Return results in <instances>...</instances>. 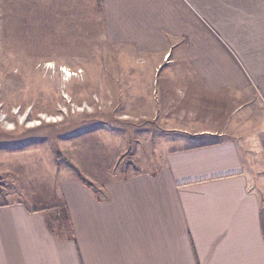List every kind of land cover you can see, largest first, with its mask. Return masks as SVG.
I'll return each instance as SVG.
<instances>
[{"label":"crops","instance_id":"crops-1","mask_svg":"<svg viewBox=\"0 0 264 264\" xmlns=\"http://www.w3.org/2000/svg\"><path fill=\"white\" fill-rule=\"evenodd\" d=\"M84 2L144 155L128 148L110 172L85 153L54 192L5 196L0 264H264V0ZM172 90L190 123L170 117L182 112L164 100Z\"/></svg>","mask_w":264,"mask_h":264},{"label":"rangeland","instance_id":"rangeland-1","mask_svg":"<svg viewBox=\"0 0 264 264\" xmlns=\"http://www.w3.org/2000/svg\"><path fill=\"white\" fill-rule=\"evenodd\" d=\"M40 1L43 8L33 11ZM45 1L12 0L15 7L6 16L8 0H0L1 201L5 196L11 201L19 195L33 199L54 192L56 177L72 172L69 165L75 152L74 158L101 153L110 161V172L126 166L122 159L128 148L135 162L144 155L133 152L137 125L127 114L130 105L117 107L118 90L104 81L116 68L99 66L100 12L95 7L90 12V3L84 0L77 5L57 0L55 12ZM18 5L22 9L15 17ZM176 66H166L160 75L177 74ZM170 95L164 100L182 111L171 118L186 123L195 119L182 110L178 90Z\"/></svg>","mask_w":264,"mask_h":264},{"label":"built area","instance_id":"built-area-1","mask_svg":"<svg viewBox=\"0 0 264 264\" xmlns=\"http://www.w3.org/2000/svg\"><path fill=\"white\" fill-rule=\"evenodd\" d=\"M168 54H169V53H168ZM169 56H170V54L167 55V59H168ZM67 74H69V75H73V74H75V75H76V74H78V73H77V72H74V73H73V72H69V71H68Z\"/></svg>","mask_w":264,"mask_h":264},{"label":"trees","instance_id":"trees-1","mask_svg":"<svg viewBox=\"0 0 264 264\" xmlns=\"http://www.w3.org/2000/svg\"><path fill=\"white\" fill-rule=\"evenodd\" d=\"M68 148V147H67ZM73 156H72V159H74V157L76 156V152H75V154H72ZM89 184V183H88ZM89 185H91V184H89Z\"/></svg>","mask_w":264,"mask_h":264}]
</instances>
